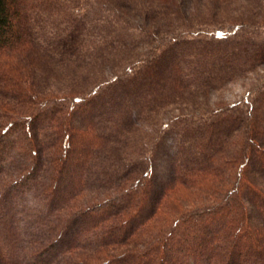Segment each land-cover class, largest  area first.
<instances>
[{
    "label": "trees",
    "instance_id": "1",
    "mask_svg": "<svg viewBox=\"0 0 264 264\" xmlns=\"http://www.w3.org/2000/svg\"><path fill=\"white\" fill-rule=\"evenodd\" d=\"M27 1L0 0V264H264L259 93L251 107L239 101L219 112L242 116L227 147L204 150L206 125L190 160L161 184L149 168L128 169L102 198L82 205L105 142L92 105L110 81L86 96L42 90ZM29 1L47 7L54 0ZM258 15L264 20V6ZM244 23L216 35L234 36ZM101 173L109 178L106 167Z\"/></svg>",
    "mask_w": 264,
    "mask_h": 264
},
{
    "label": "rangeland",
    "instance_id": "2",
    "mask_svg": "<svg viewBox=\"0 0 264 264\" xmlns=\"http://www.w3.org/2000/svg\"><path fill=\"white\" fill-rule=\"evenodd\" d=\"M25 4L39 60L35 83L42 90L86 96L110 81L92 105L94 129L105 142L91 162L94 175L87 173L91 184L82 205L102 198L129 170L149 168L161 184L188 162L206 125L204 150L227 147L242 116L235 108L221 110L239 101L251 107L259 93L264 113V20L258 15L264 0ZM237 22L244 30L217 37V28L229 34ZM147 58L145 66L134 65ZM105 167L109 178L102 180Z\"/></svg>",
    "mask_w": 264,
    "mask_h": 264
}]
</instances>
